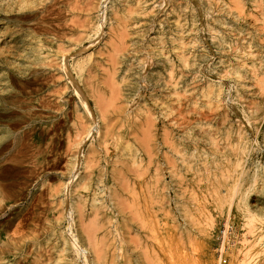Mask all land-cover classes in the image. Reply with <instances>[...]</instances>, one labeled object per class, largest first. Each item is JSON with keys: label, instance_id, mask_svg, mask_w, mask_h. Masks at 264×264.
Wrapping results in <instances>:
<instances>
[{"label": "rangeland", "instance_id": "rangeland-1", "mask_svg": "<svg viewBox=\"0 0 264 264\" xmlns=\"http://www.w3.org/2000/svg\"><path fill=\"white\" fill-rule=\"evenodd\" d=\"M49 1L0 0V83L6 87L11 78L16 79L11 88L16 107L6 110L0 106V128H13L17 134L27 135V157L22 164L6 160L10 147L0 149V209L1 205L5 207V212H0V264H67L72 259L67 249L76 243L88 251L83 253L85 260L73 264H264V245L258 239L262 235L264 241V30L262 21L256 20V10L248 4L245 13L233 18L216 7L206 8L202 0L184 3L188 18L183 16L182 22L188 30V59L199 54L193 48L199 44L207 59L197 71L189 72L181 68L174 54L169 27L129 33L120 46L121 43H114L118 40L112 30L113 0ZM158 1L155 9L160 15L176 2ZM260 1L264 6V0ZM74 21L78 26L84 22L79 28ZM213 32L223 38L222 45L217 44ZM114 45L119 49L114 50ZM34 48H39L37 56L45 57L44 74L38 77L22 70L31 65L27 54L31 55ZM22 49L28 52L25 54ZM62 49L74 57L89 54L81 74L74 70L72 57L66 59L75 82L61 70ZM161 50L175 64L173 75L180 80L176 96L166 86L170 71L153 58ZM122 62L133 65L134 71L145 72L147 84L122 73ZM21 71L25 78L18 77ZM76 84L84 95L77 93ZM219 90L223 99L217 101L214 93ZM43 96L51 100L42 106L37 102ZM84 100L92 116L85 109ZM55 115L63 123V132L57 137L48 132L58 123ZM71 122H77L78 128L72 127ZM92 122L97 129L90 131ZM106 125L111 129L108 134ZM122 126L133 142L131 151L117 137ZM105 133L110 135L109 145L103 142ZM7 139L12 142V138ZM121 151L127 155L121 156ZM119 154L122 162L134 154L138 163L128 169L116 160ZM85 161L91 165L85 166ZM77 162L80 166L72 177ZM88 171L93 173L91 191L74 192L75 184L70 181L76 182ZM99 177L103 183H99ZM96 188L106 191V197L100 195V217L94 216L90 201L85 200L92 198ZM111 190L114 201H110ZM220 198L225 200L223 207ZM230 200L233 205L227 211ZM72 206L74 215L70 213ZM210 221L214 227L206 226ZM224 227L229 232L222 261L216 253V234ZM255 227L258 231L251 234ZM75 235L77 238L73 239ZM6 245L18 250L14 255L1 256ZM99 254L102 261L97 260Z\"/></svg>", "mask_w": 264, "mask_h": 264}, {"label": "bare ground", "instance_id": "bare-ground-1", "mask_svg": "<svg viewBox=\"0 0 264 264\" xmlns=\"http://www.w3.org/2000/svg\"><path fill=\"white\" fill-rule=\"evenodd\" d=\"M10 1V0H9ZM23 1V0H22ZM25 1V0H24ZM45 1V0H44ZM47 1H49V0H47ZM64 1V0H63ZM69 1V0H68ZM74 1V0H73ZM77 1V0H76ZM90 1V0H89ZM88 1V2H89ZM96 1V0H95ZM114 1V3H115V5L113 6V7H111L112 8V10H111V20H112V24H113V36L115 35L116 36V38H117V40H118V42L116 41V42H114L115 44L116 43H121V45L120 46H123L122 45V43H123V39L127 36V35H129V33H134V34H136V33H138L139 31L140 32H142V30H146V29H150V30H154V29H156V27H157V29H158V31H161V29H163L164 27H169V29H171V31H172V35H171V37L169 38V40H170V42L172 43V45L174 46V54H175V56H176V58L178 59V61H179V63H180V65H181V68L185 71H189V72H195V71H197L198 70V68L201 66V64L202 63H206L207 62V59H206V55H205V53L203 52V50H202V46H199V45H201V44H199V45H193V48H195L196 50H198L199 51V54L198 55H194L192 58H190V59H188L189 57H188V51H189V46H188V44L190 45V43H187L186 41H187V35H188V30L186 29L187 27H185V23H183L182 22V17L183 16H186V14H187V10H186V8H184L183 7V4L184 3H189L190 2V0H175L176 2L175 3H173L172 5H171V7H170V9L166 12V13H164V14H162V15H160L159 14V12L155 9L156 8V5H157V3L159 2L158 0H113ZM112 1V2H113ZM168 1V0H167ZM180 1V2H179ZM4 2H5V0H4ZM12 2H14V1H12ZM28 2V1H27ZM41 2V1H40ZM40 2L38 3V5H40ZM42 2H43V0H42ZM50 2V1H49ZM49 2L47 3V5L49 4ZM53 2V1H52ZM87 2V3H88ZM98 2V1H97ZM162 2V1H161ZM164 2V1H163ZM178 2V3H177ZM6 3V2H5ZM21 3H25V2H21ZM20 3V4H21ZM43 3H45V2H43ZM43 3H41V4H43ZM58 3V2H57ZM72 3V2H71ZM76 3V2H75ZM78 3H80L79 1H78ZM85 4V5H87L86 7V10L89 8V5L90 6H92V3L93 2H91L89 5L88 4ZM107 3V2H106ZM202 3L204 4V6L206 7V8H209V9H215V7L218 9V10H220V11H222V12H224L226 15H229V16H231V17H233V18H238L239 16H241L243 13H245L246 11H247V6H248V4H251V6L256 10V12H257V14L260 16V18H259V16H257L258 18L256 19V20H261L262 21V29L264 30V6L262 5V3H261V1L260 0H202ZM19 4V5H20ZM46 4V3H45ZM44 4V5H45ZM53 4H55V3H53ZM53 4H51V5H53ZM94 4V3H93ZM98 4V3H97ZM33 5V4H32ZM36 5V4H35ZM37 5V6H38ZM46 5V6H47ZM50 5V6H51ZM67 5V4H66ZM69 5V4H68ZM75 5V4H74ZM78 5V4H77ZM81 5V4H80ZM100 5V4H99ZM9 6V5H8ZM22 6V5H21ZM50 6H49V8H50ZM55 6V5H54ZM84 6V5H83ZM11 7V6H10ZM23 7V6H22ZM29 7V6H28ZM34 7H36V6H34ZM33 7V8H34ZM43 7H45V6H43ZM64 7V6H63ZM75 7H77V6H75ZM79 7V6H78ZM97 7H98V5H97ZM108 7V6H107ZM31 8V7H30ZM42 8V7H41ZM73 9H74V7H72ZM83 8V7H82ZM109 8H110V6H109ZM29 9V8H28ZM43 9V8H42ZM54 9V8H53ZM56 9V8H55ZM62 9V8H61ZM70 9V8H69ZM78 9H80V8H78ZM77 9V10H78ZM32 10V9H31ZM83 10V12H84V14H85V9L83 8L82 9ZM90 10V9H89ZM88 10V11H89ZM93 10H95V9H93ZM41 11V10H40ZM44 11V10H43ZM55 11V10H54ZM75 11H76V9H75ZM29 12H31V11H29ZM52 12V11H51ZM56 12H57V10H56ZM56 12H54V13H56ZM63 12V11H62ZM66 12V11H65ZM73 12V11H72ZM102 12V11H101ZM35 13V12H34ZM50 13V10H49V12H48V14ZM215 13V12H214ZM213 13V14H214ZM18 14H20V12L18 13ZM26 14V13H25ZM44 14H45V12H44ZM53 14V13H52ZM58 14V13H57ZM79 14V13H78ZM93 14V13H92ZM105 14V13H104ZM28 15H30V14H28ZM27 15V16H28ZM35 16H36V14H34ZM39 15H40V12H39ZM43 15V14H42ZM62 15H65L64 13H62ZM216 15V14H215ZM26 17V16H25ZM29 17V16H28ZM52 17H53V15H52ZM62 17H66V16H62ZM89 17V16H88ZM187 17V16H186ZM214 17V16H213ZM218 17V16H217ZM47 18V17H46ZM68 18V17H67ZM72 18V17H71ZM75 18V17H74ZM74 18H72V19H74ZM78 17H76V19H77ZM110 18V17H109ZM188 18V17H187ZM254 18V17H253ZM17 19V18H16ZM22 19V18H21ZM29 19V18H28ZM36 19V18H35ZM42 19V18H41ZM52 19V18H51ZM59 18H57V20H58ZM62 19V18H61ZM220 19V18H219ZM64 20V19H63ZM82 20V19H81ZM80 20V21H81ZM83 20H84V18H83ZM22 21V20H21ZM25 21V20H24ZM28 21V20H27ZM32 21V20H31ZM34 21V20H33ZM37 21V20H36ZM41 21V20H40ZM49 21V20H48ZM73 21V20H72ZM76 21V20H75ZM74 21V22H75ZM18 22H19V20H18ZM44 22V21H43ZM46 22H47V20H46ZM84 22V21H83ZM83 22H82V24H83ZM256 22H259V21H256ZM19 23H21V22H19ZM38 23H40V22H38ZM76 23V25H77V22H75ZM14 24V23H13ZM48 24V23H47ZM47 24H46V26H47ZM71 24V26H72V24L73 23H70ZM81 24V25H82ZM98 24V23H97ZM221 25H228V24H226V23H224V22H221L220 23ZM17 25H18V23H17ZM17 25H15V26H17ZM25 25V24H24ZM41 25V24H40ZM45 25V24H44ZM66 25H67V23H66ZM65 25V26H66ZM80 25V26H81ZM21 26V25H20ZM32 26H34V25H32ZM39 26V25H38ZM62 26V25H61ZM61 26H59V28L61 27ZM64 26V25H63ZM68 26H70V25H68ZM78 26V25H77ZM80 26H78L79 28H80ZM228 26H230V28H234V27H236V26H234V25H232V24H230V25H228ZM25 27V26H24ZM49 27V25L46 27V28H48ZM67 27V26H66ZM97 27H98V25H97ZM32 28V27H31ZM52 28V27H51ZM54 28V27H53ZM64 28V27H63ZM69 28V27H68ZM71 28H73V27H71ZM83 27H81V29H82ZM87 28V27H86ZM8 29V28H7ZM6 29V30H7ZM28 29L29 30H32V29H34V28H32V29H30L29 28V25H28ZM43 29V28H42ZM56 29V28H55ZM54 29V30H55ZM9 30V29H8ZM7 30V31H8ZM25 30V29H24ZM37 30V29H36ZM35 30V31H36ZM39 30V29H38ZM49 30H51L50 28H49ZM48 30V31H49ZM58 29H56V31H57ZM3 31V30H2ZM12 31V30H11ZM21 31V30H20ZM33 31V30H32ZM60 32H61V30H59ZM64 32L66 31L65 29L63 30ZM13 32V31H12ZM11 32V33H12ZM22 32V31H21ZM20 32V33H21ZM29 32V31H28ZM37 32H39V31H37ZM43 32V31H42ZM49 32H51V31H49ZM71 32V31H70ZM81 32V31H80ZM190 32H191V29H190ZM27 33V32H26ZM33 33V32H32ZM35 33V32H34ZM44 33H46V31L44 32ZM43 33V34H44ZM57 33V32H56ZM67 33H68V30H67ZM214 33V32H213ZM5 34H7V33H5ZM38 34V33H37ZM51 34H53V33H51ZM59 34V33H58ZM148 34V33H147ZM192 34V33H191ZM22 35V34H21ZM27 35V34H26ZM55 35V34H54ZM65 35V34H64ZM79 35V34H78ZM95 35H97V33L95 34ZM3 36V35H2ZM7 36V35H6ZM34 36V35H33ZM42 36H44V35H42ZM66 36V35H65ZM77 36V35H76ZM146 36V35H145ZM1 37V36H0ZM27 37V36H26ZM53 37V36H52ZM57 37H58V35H57ZM64 37V36H63ZM101 37V36H100ZM100 37H99V39H100ZM243 37V36H242ZM30 39H31V37H29ZM29 38H27V39H29ZM34 38V37H33ZM36 38V37H35ZM37 38H38V36H37ZM72 38H74V37H72ZM76 38V37H75ZM78 38V37H77ZM76 38V39H77ZM143 38V37H142ZM213 38L214 39H216L217 41H218V43L217 44H219V45H222L223 44V38L222 37H220L219 35H217L216 33H214V35H213ZM2 39H3V37H2ZM4 39H5V37H4ZM54 39V38H53ZM62 39V38H61ZM60 39V40H61ZM40 40V39H39ZM58 40V39H57ZM6 41V40H5ZM18 41V40H17ZM24 41V40H23ZM33 41V40H32ZM37 41V40H36ZM35 41V42H36ZM56 41V40H55ZM99 41H101V40H99ZM113 41V40H112ZM140 41V40H139ZM146 41H148V39L146 40ZM1 42V41H0ZM25 42V41H24ZM42 42V41H41ZM39 43V44H41L40 46H42L43 44L42 43ZM130 42V41H129ZM155 42V41H154ZM3 43V42H2ZM11 43V42H10ZM19 43V42H18ZM30 43V42H29ZM131 43V42H130ZM165 43H166V40H165ZM6 44V43H5ZM32 44V43H31ZM39 44H38V46L37 47H39ZM94 44V43H93ZM18 45V44H17ZM23 45V44H22ZM33 46H34V44H32ZM36 45V44H35ZM90 45V44H89ZM118 45V44H117ZM115 46L114 45V50H116L115 48H118L119 46ZM134 45V44H133ZM143 45V44H142ZM27 46H28V43H27ZM32 46V47H33ZM44 46V45H43ZM12 47V46H11ZM13 47H15V45L13 46ZM29 47V46H28ZM28 47H26V48H28ZM48 47V46H47ZM60 47V46H59ZM132 47V46H131ZM16 48V47H15ZM30 48V47H29ZM40 48V47H39ZM38 48V49H39ZM41 48H43V49H45L44 47H41ZM49 48H51L50 46H49ZM64 48H66V47H64ZM126 48V47H125ZM9 49V48H8ZM14 49V48H13ZM38 49L37 48H34V49H32L31 50V53L35 56L34 57V59H30V58H33V57H31V55L28 53L27 54V58H29V62H30V66H28V67H30V68H28L27 67V69H26V67L24 66L23 68H22V70H26V72H28L29 74H30V76L32 75V76H36V77H38V75L40 74V75H42L41 73H43V69H44V67H43V65H44V58L43 57H41V56H37L36 55V53L38 52ZM67 49V48H66ZM119 49V48H118ZM123 49V48H122ZM148 49V48H147ZM3 50V49H2ZM12 50V49H11ZM16 50V49H15ZM46 50V49H45ZM63 50V49H62ZM65 50V49H64ZM63 50V57H62V55H61V57H62V71L64 72H66V74H68L69 75V79L71 80V82H75L73 79L74 78H71L70 77V75H71V73H70V71H69V68L67 67V65H66V59L69 57H72V59H73V68H74V70L76 71V72H78L79 74H81L82 72H84V70H85V68H86V63H85V60L87 59V57L89 56V54L88 55H81V53L80 54H75V55H77V56H73L71 53H68L66 50V52L67 53H65V51ZM68 50V49H67ZM125 50V49H124ZM22 51L25 53V51H27V50H23L22 49ZM41 51V50H40ZM51 51V50H50ZM61 51V50H60ZM73 51V50H72ZM118 51V50H117ZM117 51H115V54L117 53ZM156 51V50H155ZM3 52V51H2ZM8 52V51H7ZM28 52V51H27ZM55 52V51H54ZM119 52V51H118ZM148 52V51H147ZM55 53H57L58 54V52L56 51ZM60 53V52H59ZM73 53V52H72ZM77 53V52H76ZM83 53V52H82ZM120 53V52H119ZM125 53V52H124ZM146 53V52H145ZM150 53V52H149ZM8 54V53H7ZM17 54H19V53H17ZM26 54V53H25ZM40 54V53H39ZM101 54H102V52H101ZM111 54V55H110ZM112 54H114V52L112 53H109V55L110 56H112ZM148 54V53H147ZM21 55V54H20ZM23 55V54H22ZM107 55V54H106ZM26 56V55H25ZM25 56H24V58H25ZM48 56V55H47ZM53 56V55H52ZM114 57L116 56V55H113ZM147 56V55H146ZM154 57L153 58H155L156 59V62H157V64L160 66V65H162V67L164 66L165 67V69L167 68V70H169L170 71V79L168 80V82H166V86H167V88L169 89V91H170V93L172 94V95H174V96H176L177 94H178V88H179V84H180V80L178 79V78H175L174 77V73H173V70H174V67H175V64H173V61H171L170 60V58H168V56L166 55V54H164L163 53V51L161 50V52H159V53H157V52H155L154 53V55H153ZM1 57V56H0ZM3 57V56H2ZM20 57V56H19ZM59 57V56H58ZM129 57H130V55H129ZM135 57V56H134ZM151 57V56H150ZM23 58V59H24ZM50 58V57H49ZM53 58V57H52ZM132 58V57H131ZM18 59V58H17ZM22 59V60H23ZM46 59H47V57H46ZM111 59V58H110ZM115 59V58H114ZM13 60V59H12ZM21 60V61H22ZM24 60H26V59H24ZM135 60V59H134ZM150 60V59H149ZM7 61H8V59H7ZM19 61V60H18ZM27 61V60H26ZM112 61H113V59H112ZM11 62V61H10ZM106 62H108V61H106ZM114 62V61H113ZM112 62V63H113ZM221 62V61H220ZM54 63V62H53ZM111 63V64H112ZM116 63V62H115ZM131 63H132V61H131ZM5 64V63H4ZM21 64V63H20ZM26 64V63H25ZM47 64V63H46ZM122 64V66L120 67V69H121V71H122V73H124L125 75L127 74V73H129V74H131V75H133L136 79H137V81H139V82H146V84H147V79H146V76H145V72L143 73V72H141L140 70L139 71H137V70H133L134 68H133V65H131V64H128L127 62H122L121 63ZM6 65V64H5ZM14 65V64H13ZM113 65H116V64H113ZM154 65V64H153ZM205 65V64H204ZM7 66H8V64H7ZM42 66V67H41ZM52 67V66H51ZM114 67V66H113ZM112 67V68H113ZM50 68V67H49ZM104 68V67H103ZM115 68V67H114ZM113 68V69H114ZM136 68V67H135ZM161 68V67H160ZM107 69V68H106ZM138 69V68H137ZM50 70V69H49ZM48 70V71H49ZM52 70V69H51ZM108 70V69H107ZM46 71V70H45ZM90 71V70H89ZM120 71V70H119ZM109 72V71H108ZM114 72V71H113ZM47 73V72H46ZM169 73V72H168ZM197 73V72H196ZM29 74H27L28 76H29ZM44 74V73H43ZM48 74V73H47ZM114 74V73H113ZM198 74V73H197ZM109 75V74H108ZM25 74H24V72H22L21 71V74H19L18 75V77H21V78H25ZM59 76V75H58ZM151 76V75H150ZM43 77V76H42ZM27 78V77H26ZM122 78H123V76H122ZM106 79V78H105ZM113 79V78H112ZM261 79V78H260ZM111 80V79H110ZM126 80V79H125ZM131 81V80H130ZM10 82L11 83H8V85L5 87V86H3V83H0V106L2 107V109H6V110H10V109H13V108H15L16 107V104H15V102H16V95L15 94H13V93H11L12 91H11V88L12 87H14L15 85L14 84H16V79L15 78H11L10 79ZM108 82V81H107ZM111 82V81H110ZM114 82V81H113ZM22 83V82H21ZM139 84V83H138ZM149 84V83H148ZM161 84V83H160ZM24 84H22V86H23ZM121 85V84H120ZM149 85H151V81H150V84ZM22 86H20V87H22ZM109 86L111 87V85L109 84ZM116 86H118V85H116ZM141 86V85H140ZM140 86H139V88H138V90L140 89ZM151 86H153V85H151ZM75 87V86H74ZM114 87V86H113ZM121 87V86H120ZM148 87V86H147ZM146 87V88H147ZM154 87V86H153ZM162 87V86H161ZM112 88V87H111ZM114 88H116V87H114ZM122 88V87H121ZM141 88H142V86H141ZM144 88V87H143ZM145 88V89H146ZM56 89V88H55ZM125 89H129V86H126L125 87ZM168 89H167V91H168ZM226 89V88H225ZM22 90H24V89H22ZM57 90V89H56ZM60 90V89H59ZM117 90V89H116ZM119 90V89H118ZM142 90V89H141ZM75 91V90H74ZM76 91H77V93H79V95L81 94H83V92L81 91V90H79L78 89V87H77V84H76ZM110 91H112V89L110 90ZM163 91V90H162ZM180 91V90H179ZM185 91V90H184ZM212 91V90H211ZM54 92H56V91H54ZM53 92V93H54ZM114 92V91H113ZM117 92H119V91H117ZM138 92V91H137ZM136 92V93H137ZM139 92H140V90H139ZM97 93H98V91H97ZM111 93V92H110ZM144 93V92H143ZM169 93V94H170ZM212 92H210V94H211ZM213 93H214V91H213ZM92 94V93H91ZM99 94V93H98ZM111 94H113V93H111ZM110 94V95H111ZM116 94V93H115ZM119 94V93H118ZM138 94V96L139 95H141V92H140V94L139 93H137ZM165 94V93H164ZM168 94V93H167ZM84 95V94H83ZM214 95H216V99L215 100H217V101H220V99H223V95L221 94V91L219 90V91H217V92H215L214 93ZM114 96V95H113ZM118 96V95H117ZM135 96H136V94H135ZM135 96H133V97H135ZM147 96V95H146ZM165 96H166V94H165ZM168 96V95H167ZM179 96V95H178ZM99 97V96H98ZM115 97H116V95H115ZM156 97V96H155ZM173 97V96H172ZM110 98V97H109ZM170 98V97H169ZM79 99V98H78ZM103 99V98H102ZM116 99H117V97H116ZM138 99V98H137ZM149 99V98H148ZM158 99V98H157ZM171 99V98H170ZM51 100V99H50ZM49 98H48V96L47 97H41V98H38V104H41L42 106L44 105V104H47V103H49ZM86 100V99H85ZM84 100V101H85ZM132 100H133V98H132ZM136 100V99H135ZM31 101V100H30ZM87 101V100H86ZM83 102L84 103V106L86 107L85 109H87V111L90 113V116H92V111H91V109H90V107H89V105H88V103L87 102ZM105 101V100H104ZM108 101V100H107ZM112 102L114 101V100H111ZM131 101V100H130ZM137 101V100H136ZM99 102V101H98ZM106 102V101H105ZM112 102L110 103V104H112ZM132 102V101H131ZM131 102H130V104H131ZM229 102V101H228ZM101 103H104V102H102L101 101ZM107 104V103H106ZM49 105V104H48ZM109 105V104H108ZM107 105V106H108ZM122 105V104H121ZM134 105V104H133ZM136 105H138V104H136ZM30 106V105H29ZM29 106H27V107H29ZM91 106V105H90ZM98 106V105H97ZM106 106V107H107ZM111 106V105H110ZM114 106V105H113ZM130 106V105H129ZM31 107V106H30ZM30 107H29V113L30 114H32V110H30ZM112 107V106H111ZM116 107V106H115ZM115 107H112V108H115ZM159 107V106H158ZM169 107V106H168ZM37 108V107H36ZM104 108V107H103ZM77 109H75V111H76ZM105 110V109H104ZM128 110V109H127ZM24 111V110H23ZM71 112V111H70ZM101 112H103V111H101ZM95 113V112H94ZM93 113V114H94ZM150 114V113H149ZM70 116V115H69ZM68 116V117H69ZM148 116H150V115H148ZM153 116V115H152ZM71 117V116H70ZM103 117V116H102ZM54 118L56 119V121L58 122V123H56L55 125H54V127L52 128V131L50 130V129H48V130H50V131H48V132H51L52 133V135L53 136H55V137H57V136H61V134H62V132H63V127H62V125H63V123L61 124L60 122H59V120H58V117H56V115L54 116ZM104 118V117H103ZM69 120H71V119H69ZM129 120V119H128ZM96 121H97V119H96ZM152 121H154L153 119H152ZM146 122H148V121H146ZM145 122V123H146ZM150 123V122H149ZM153 123V122H152ZM71 124H72V127H74V128H78V124H77V122L76 123H73V122H71ZM111 124V123H110ZM110 124H109V126H110ZM70 125V124H69ZM149 125V124H148ZM52 126V125H51ZM85 126V125H84ZM109 126H107L106 125V127H107V134L108 133H110L111 132V129L110 128H108ZM70 127V126H69ZM150 127V126H149ZM4 128V129H3ZM3 128H0V145H1V143H3L2 144V146H0V149H5V148H7L8 149V147H10L11 148V153H10V155H8L7 157H6V160H8L9 162H11V163H15V164H22V162L26 159V151H25V149L27 148L26 147V144H25V141H26V136L27 135H24L25 133H23V134H17L14 130H13V128H9V129H7V128H5V127H3ZM142 128V127H141ZM144 128V127H143ZM151 128V127H150ZM94 129H97V126H96V124H95V122H92V125L90 126V128H89V130L91 131V130H94ZM104 129H106V128H104ZM73 130V129H72ZM83 132V131H82ZM113 132V131H112ZM143 133V132H142ZM145 133V132H144ZM148 133V132H147ZM106 133H105V138H104V140H103V142L104 143H106V145L108 144L109 145V136L110 135H107ZM134 134V133H133ZM79 135V134H78ZM81 135H83V133L81 134ZM104 135V134H103ZM117 135V134H116ZM135 135V134H134ZM147 135V134H146ZM150 136V135H149ZM85 137V136H84ZM117 137H119L121 140H123V142H124V145H126V150H127V148L129 149V147H131V145H132V143L133 142H131V140H130V138H129V136L127 135V131H126V127H121L120 128V133H119V136H117ZM148 137V136H147ZM7 138H12V142H9V140L7 139ZM46 138V137H45ZM112 138V137H111ZM141 138H143V136L141 137ZM151 138V137H150ZM14 140V141H13ZM149 141V140H148ZM50 142V141H49ZM82 142L83 141H81L80 143H79V145H81L82 144ZM108 142V143H107ZM150 142V141H149ZM148 142V143H149ZM142 143H143V141H142ZM54 144V143H53ZM70 144V143H69ZM58 146V145H57ZM51 147V146H50ZM70 147V146H69ZM105 147V146H104ZM150 147V146H149ZM53 148V147H52ZM82 149V148H81ZM125 149V148H124ZM145 149H146V147H145ZM147 149H148V146H147ZM123 150V149H122ZM130 150V149H129ZM39 151V150H38ZM37 151V152H38ZM131 151V150H130ZM146 151V150H145ZM122 152V151H121ZM148 153H150V152H148ZM147 153V154H148ZM1 154V153H0ZM66 154H68L67 153V151H66ZM126 154V153H125ZM125 154L122 152L121 153V156H123V157H125ZM77 155V154H76ZM127 155V154H126ZM151 155V154H150ZM149 155V156H150ZM153 155V154H152ZM50 156V155H49ZM129 156H131V155H129ZM135 156H137V152H136V155ZM134 156V154L131 156V157H129V160L128 161H123L122 162V160L120 159V154L118 155V156H116V160L118 161L119 160V162L122 164L123 163V165H125L128 169H129V166L131 167L133 164H136V163H138V161H137V158ZM141 157V156H140ZM127 159V158H126ZM149 160H150V158H149ZM76 162V161H75ZM86 163L85 164H88L87 163V161H85ZM139 162H140V159H139ZM118 163V162H117ZM76 165V166H75ZM84 165V164H83ZM91 164H88V165H85V166H90ZM94 165V164H93ZM92 165V166H93ZM149 165V164H148ZM74 166H75V172L73 173L72 172V177L73 176H75V173L78 171V167L80 166L79 165V162H77L76 164H74ZM84 166V167H85ZM134 166V165H133ZM132 166V167H133ZM138 167H139V165H138ZM141 167V166H140ZM86 168H89V167H86ZM91 168V167H90ZM122 168H124V166L122 167ZM73 169V168H72ZM85 169V168H84ZM88 170H90V169H88ZM123 170V169H122ZM137 170V169H136ZM85 171V170H84ZM104 171V170H103ZM124 171V170H123ZM89 172V171H88ZM86 173V174H84V175H82L81 177L79 176V177H77L78 179L76 180V182L74 181H70L71 182V184H75V186H74V192L76 191V192H78V193H83L84 191H87V190H90V181L92 180V178H93V173L92 172H89V173ZM132 172V171H131ZM4 173V169H2L1 170V175ZM120 174H121V171H120ZM46 176V175H45ZM103 176H104V174H103ZM122 176V175H121ZM138 176V175H137ZM140 176H142V175H140ZM100 177H101V175H100ZM99 177V178H100ZM123 177V176H122ZM62 178V177H61ZM42 179V178H41ZM103 178H100V181H99V183H103V180H102ZM115 179V177L113 178V180ZM228 179V178H227ZM149 180V179H148ZM157 180V179H156ZM239 180H240V178H239ZM238 180V181H239ZM108 181H109V183H110V185L111 186H113V182H112V180H110V179H108ZM127 181V180H126ZM70 182L68 183V182H66L67 184H69L70 185ZM115 182V181H114ZM123 182V181H122ZM78 183V184H77ZM156 183V182H155ZM127 185V184H126ZM98 186V185H97ZM120 186V185H119ZM121 186H122V183H121ZM68 188V187H67ZM235 188V187H234ZM236 189V188H235ZM234 189V190H235ZM91 191V190H90ZM127 191V190H126ZM257 191V190H256ZM114 190H111L110 191V195H109V197L111 198L110 199V201L111 200H113L114 201ZM234 193V192H233ZM236 193V192H235ZM101 194H104V196H105V194H106V191L104 192V191H102L100 188H96V190H95V192H94V194H93V196H92V198L90 199V200H88V198H86L85 200L86 201H90L88 204L91 206V209H92V211H93V213H94V216L95 217H97V216H99V210H100V208H101V206L103 205V203H102V199H101V197H100V195ZM30 195V194H29ZM37 195V194H36ZM217 196V195H216ZM106 197V196H105ZM104 197V198H105ZM117 198H120V197H117ZM234 198V197H233ZM120 199H122V198H120ZM124 201V200H123ZM238 201V200H237ZM105 202V201H104ZM232 200H230L229 202H228V210L227 211H229L230 210V207H231V205H233L232 204ZM34 203V202H33ZM118 203H119V201H118ZM126 203V202H125ZM157 203V202H156ZM219 203H220V205H221V207H223V204H225V200L223 199V198H220L219 199ZM121 204V203H120ZM239 204V203H238ZM77 206H79V205H77ZM113 207H115V205H112ZM121 206H122V204H121ZM131 206H133L132 204H131ZM1 209H0V212L2 213H4L5 212V207L3 206V205H1ZM80 207V206H79ZM124 207V206H123ZM248 207V206H247ZM108 208V207H107ZM232 208V207H231ZM103 209V208H102ZM108 210H110V209H108ZM247 210V209H246ZM73 206H72V210L70 211V213H71V215L73 214L74 215V213H73ZM124 211V210H123ZM126 211V210H125ZM140 212V211H139ZM109 213V212H108ZM133 213V212H132ZM246 213H248V212H246ZM131 214V213H130ZM249 214V213H248ZM7 215V214H6ZM134 215V214H133ZM80 216V215H79ZM94 217V218H95ZM100 217V216H99ZM252 217H253V215H252ZM93 218V217H92ZM112 218H113V216H112ZM135 218V217H134ZM211 218V217H210ZM82 219V218H81ZM80 219V220H81ZM19 220V219H18ZM93 220H95V219H93ZM135 220V219H134ZM210 220V219H209ZM81 221H83V220H81ZM133 221V220H132ZM138 221H139V219H138ZM87 223V222H86ZM114 223V222H113ZM141 223V222H140ZM210 224H206V226H209L210 228L211 227H214L215 226V224H214V222L213 221H210L209 222ZM81 224V223H80ZM89 224H90V222H89ZM91 224H92V222H91ZM82 226H83V224H81ZM100 225H102V224H100ZM141 225H142V223H141ZM246 225V224H245ZM81 226V227H82ZM86 226H88V225H86ZM91 226H93V225H91ZM141 227H143V226H141ZM95 228V227H94ZM207 228V227H206ZM209 228V229H210ZM21 229V228H20ZM97 229H100V228H97ZM258 229L259 228H257V227H255L254 229H253V231H251V234L252 233H254V234H256V232L258 231ZM92 230V229H91ZM207 230V229H206ZM85 231H86V229H85ZM89 231V230H88ZM87 231V232H88ZM94 231V230H93ZM130 231V230H129ZM95 232H97V230L95 231ZM85 233V232H84ZM90 233V232H89ZM88 233V234H89ZM72 234H74V233H72ZM91 234V233H90ZM118 235V234H117ZM87 236H89V235H87V233H86V237ZM119 236V235H118ZM117 236V237H118ZM92 237V236H91ZM77 237H76V235H75V237L73 236V239H76ZM88 238V237H87ZM130 238H131V235H130ZM133 238V237H132ZM10 239V238H9ZM8 239V240H9ZM99 239H100V237H99ZM119 239V238H118ZM258 239H259V241L260 240H262V245H264V241H263V236L262 235H259V237H258ZM258 239H257V241H258ZM69 240V239H68ZM93 240V239H92ZM91 240V241H92ZM101 240H102V236H101ZM104 240V239H103ZM69 241H71V240H69ZM78 241V240H77ZM89 241V240H88ZM94 241V240H93ZM93 241L91 242L92 244H93ZM255 242V243H257L258 244V242ZM72 242V241H71ZM70 242V243H71ZM117 242V241H116ZM65 243V242H64ZM134 243V242H133ZM260 243V242H259ZM91 244V245H92ZM103 244V243H102ZM135 244V243H134ZM65 245V244H64ZM73 246H69V248L67 249V251H70V253L72 254L71 255V258L72 259H68V261H67V264H73V262H76V261H79L80 259H83L84 257H85V251H88V250H85V249H83L82 247L83 246H81V248H79V247H77L76 245H77V243H76V245L75 244H72ZM108 245V244H107ZM136 245H137V243H136ZM80 246V245H79ZM95 246V248L97 247L98 248V246H96V245H94ZM94 246H92V247H94ZM103 246V245H102ZM256 246V245H255ZM63 247V246H62ZM101 247V246H100ZM107 247V246H106ZM95 248L93 249L92 248V250L94 251L95 250ZM135 248H136V246H135ZM146 248V247H145ZM3 250H2V253H1V256H4V254H10V255H14V253H16V250H18L17 248H12V247H10L9 245H6V247H4V248H2ZM100 249V248H99ZM145 250V249H144ZM62 251H64L63 249H62ZM61 251V253L60 254H62L63 252ZM120 251V250H119ZM95 252H97V251H95ZM99 252V251H98ZM101 252V251H100ZM112 252V251H111ZM84 253V254H83ZM121 253V252H120ZM19 255V254H18ZM84 255V257L82 258V256ZM146 255V254H145ZM145 255H144V257H145ZM57 256H61V255H57ZM97 256V255H96ZM99 256V258H97V260L98 259H100V261H102V257L100 256V254L98 255ZM246 256V255H245ZM49 257V256H48ZM47 257V258H48ZM90 258V257H89ZM113 258V257H112ZM245 258V257H244ZM61 259H63V257H61ZM64 259H65V257H64ZM47 260H49V258L47 259ZM51 260V259H50ZM57 260V259H56ZM59 260V259H58ZM57 260V261H58ZM84 260H85V258H84ZM84 260H82V261H84ZM145 260V259H144ZM146 261V260H145ZM246 263H247V260H244ZM256 261V260H255ZM18 262H19V260H18ZM110 262H112V261H110ZM84 263H85V261H84ZM83 263V264H84ZM90 263V262H89ZM80 264H82L81 262H80ZM85 264H88L87 263V261H86V263Z\"/></svg>", "mask_w": 264, "mask_h": 264}, {"label": "built area", "instance_id": "built-area-1", "mask_svg": "<svg viewBox=\"0 0 264 264\" xmlns=\"http://www.w3.org/2000/svg\"><path fill=\"white\" fill-rule=\"evenodd\" d=\"M228 227H224L223 229H220L218 233L216 234V253L220 260L224 261L225 252H226V246L225 242L228 238Z\"/></svg>", "mask_w": 264, "mask_h": 264}]
</instances>
